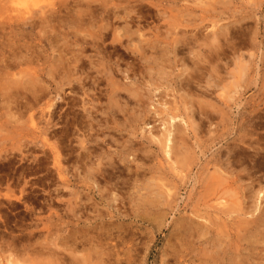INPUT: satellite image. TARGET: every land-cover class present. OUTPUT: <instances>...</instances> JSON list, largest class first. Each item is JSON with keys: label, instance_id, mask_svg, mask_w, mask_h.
Returning <instances> with one entry per match:
<instances>
[{"label": "rangeland", "instance_id": "obj_1", "mask_svg": "<svg viewBox=\"0 0 264 264\" xmlns=\"http://www.w3.org/2000/svg\"><path fill=\"white\" fill-rule=\"evenodd\" d=\"M15 1L44 23L12 31L0 11L3 256L13 252L20 264H203L223 248L231 259L248 256L251 248L239 253L230 234L258 188L264 195V0ZM103 2L120 14L103 17ZM214 23L225 31L219 51ZM177 31L192 39L198 31L194 54L180 44L175 51ZM12 56L20 66L13 70L4 67ZM165 128L172 160L156 138ZM227 185L229 214L213 201ZM206 217L205 236L198 223ZM261 241L252 252L263 250Z\"/></svg>", "mask_w": 264, "mask_h": 264}, {"label": "bare ground", "instance_id": "obj_2", "mask_svg": "<svg viewBox=\"0 0 264 264\" xmlns=\"http://www.w3.org/2000/svg\"><path fill=\"white\" fill-rule=\"evenodd\" d=\"M21 1V0H20ZM142 1V0H141ZM146 1V0H145ZM144 1V2H145ZM152 1V0H151ZM155 1V0H154ZM154 1H153V3H154ZM158 1V0H157ZM128 3V5H129V3H131V0H128L127 1ZM143 2V1H142ZM156 2V1H155ZM8 3H9V0H0V11L1 12H3V13H5V14H7L8 13V16L6 17V26H8L10 29H12V31L13 30H19V31H26V30H30V31H32V30H35V28L38 26V25H42L44 22H43V20L41 19L40 20V23L36 20V19H32L33 17H26L27 15H29L30 16V14H31V7H29L30 5H28V3L26 2V4L24 3V7H22L21 8V3L20 2H17V1H15V0H13V1H10V4L8 5ZM125 3H126V1H125ZM149 4V3H148ZM161 6H162V4H160ZM90 3L87 5V8L89 9L90 8ZM101 6V5H100ZM133 6V5H132ZM141 6H142V4H141ZM157 6V5H156ZM160 6V7H161ZM119 9V7L116 5V4H114L113 6H111V5H109V4H107V3H104L103 2V4H102V6H101V15H103V17H104V15H105V17H107L108 19H113V18H115V17H117V14H120V13H118L116 10L117 9ZM127 8H129V6L127 7ZM165 8H166V6H165ZM164 8V10L166 11V9ZM191 8V7H190ZM129 9H132L131 7L129 8ZM172 8H170V10H171ZM125 10H128V9H125ZM186 10H189L188 9V7H186ZM132 11V10H131ZM89 12L90 13H93V15L95 14V9L92 11V9L91 10H89ZM127 13V12H126ZM130 12H128V14H129ZM166 13V12H165ZM169 14H170V16H169V18L171 19V20H173V21H175L176 20V18H177V16L175 15V16H173L172 15V12L171 11H169L168 12ZM167 13V14H168ZM2 14V13H1ZM32 15V14H31ZM125 16V15H124ZM3 17V16H2ZM34 17H36V16H34ZM179 17V16H178ZM106 18V19H107ZM0 19H1V17H0ZM3 19V18H2ZM107 19V20H108ZM47 20V19H46ZM73 20V19H72ZM76 20L79 22V20L81 21V18L80 17H77L76 18ZM83 20V19H82ZM91 20V19H90ZM76 21V22H77ZM91 21H93V20H91ZM173 21L171 22H168V26H173V27H175V24L173 23ZM177 21H178V19H177ZM20 22H23V23H20ZM73 22V21H72ZM3 23V22H2ZM74 23V22H73ZM5 24V23H4ZM3 24V25H4ZM77 24V23H76ZM217 23H214V24H212V28H215L216 30H215V32H214V35H213V38H211V39H214V40H216L217 42H218V45L216 46V48H217V51H219L218 50V48L221 46L220 45V42H221V37L224 35V30L222 29L223 28V26H220L219 28H216L217 27V25H216ZM0 25H1V22H0ZM3 27V26H2ZM83 27V26H82ZM7 28V27H6ZM38 28V27H37ZM80 28H81V26H80ZM100 28H102V26H100ZM176 28V27H175ZM225 28H227V27H225ZM4 29V28H3ZM2 29V30H3ZM9 29V30H10ZM103 29V28H102ZM8 30V29H7ZM105 30V29H104ZM1 31V30H0ZM5 31V30H4ZM11 31V30H10ZM229 31V30H228ZM102 32V31H101ZM96 33V32H95ZM175 34V36H176V38H173L174 40H173V43L175 44V51L177 50V45H181V47L182 48H189V46L192 44L193 45V43L195 44V45H193L194 47L196 46V44L198 43V31L195 33V35H193V39L192 38H190V36H188V34H187V32H181V31H177V33H174ZM78 35V34H77ZM98 35V34H97ZM116 35V34H115ZM124 35V34H123ZM225 35H228V34H225ZM92 36H94V37H96V35L95 34H93L92 33ZM101 36V35H100ZM117 36V35H116ZM157 36V35H156ZM209 37H211V35L209 36ZM75 38H77V37H75ZM101 38V37H100ZM116 38V37H115ZM54 39V38H53ZM81 39H83L84 40V38H81ZM79 40V41H83V40ZM85 39H86V37H85ZM97 39H98V37H97ZM51 39H49V41H50ZM90 40V39H89ZM118 40V39H117ZM191 40V41H190ZM94 41V40H93ZM87 42V41H83V42H81L83 45H86V44H92L94 47L96 46V44H97V42L95 43V42ZM193 41V42H192ZM210 41V40H209ZM213 40H211V42H212ZM215 41V42H216ZM128 42V41H127ZM214 42H212L211 44H213ZM223 43H224V41H223ZM77 44V43H76ZM222 44V43H221ZM198 45V44H197ZM214 45V44H213ZM149 46H151V45H149ZM203 46V45H202ZM204 46H206V44L204 45ZM208 46V45H207ZM197 47V46H196ZM174 48V47H173ZM198 48V47H197ZM180 47H178V50L177 51H180ZM206 49V48H205ZM214 50V49H213ZM189 53L190 54H194V48H189ZM203 51V50H202ZM212 51V50H211ZM1 52V51H0ZM83 52V51H82ZM197 52H198V49H197ZM213 53V52H212ZM4 54V53H3ZM219 54H222V53H219ZM219 54H216V55H219ZM3 56V55H2ZM220 56V55H219ZM218 56V57H219ZM14 56H12V58H11V62H10V60L8 61L7 60V62L5 63L6 65H4V67H6L7 69L8 68H11L12 70H13V68H16L17 66H19V59H17V58H13ZM137 57V56H136ZM221 57V56H220ZM6 58V57H5ZM8 58V57H7ZM9 58H10V56H9ZM1 59V58H0ZM206 59V58H205ZM4 61H6L5 59H4ZM3 61V62H4ZM74 61V60H73ZM82 61V60H81ZM75 62V61H74ZM77 63V62H76ZM76 63H74V64H76ZM210 63V62H209ZM59 64V63H58ZM197 64V63H196ZM78 66V65H77ZM20 67V66H19ZM19 67H18V69H16V70H19ZM195 67H197V66H195ZM243 67H245V66H243ZM242 66H241V68H243ZM84 68V67H83ZM55 69H57V68H55ZM59 69V68H58ZM195 69V68H194ZM243 69H245V68H243ZM246 69H247V67H246ZM245 69V70H246ZM21 70H23V71H25V69H20L19 71H17L19 74L18 75H20L21 74ZM84 70V69H83ZM198 70H199V68H198ZM22 71V72H23ZM36 71V70H35ZM55 71V70H54ZM59 71V70H58ZM73 71V70H72ZM195 71V70H194ZM27 72V71H26ZM33 72V71H32ZM62 72H64V71H62ZM195 72H197V71H195ZM243 73H246V72H244L243 71ZM15 74V73H14ZM24 74V72L22 73V75ZM13 75V74H12ZM16 75V74H15ZM25 75V74H24ZM31 75V74H30ZM67 75L69 76V74H68V72H67ZM32 76V75H31ZM62 77V76H61ZM70 77H72V75L70 74V76H69V78ZM31 78V77H30ZM33 78V77H32ZM60 78V77H59ZM74 78V77H73ZM72 78V79H73ZM37 79V78H36ZM35 79V80H36ZM189 79H191V78H189ZM35 80H34V82H35ZM67 80V79H66ZM32 81V80H31ZM56 81V80H55ZM60 81V83H58V84H56L55 86V90L56 91H59L60 89H61V86H62V84H63V81L62 80H59ZM70 81V80H69ZM28 83H29V80H28ZM35 83H37V85H40L39 83H41V81H38V82H35ZM72 83V82H71ZM78 83V82H77ZM74 84V83H73ZM76 84V83H75ZM184 83H182V85H183ZM185 84H186V86H188L189 88L190 87H192V85H191V83L190 82H187V80H185ZM184 84V85H185ZM197 84V83H196ZM30 85V84H29ZM31 86H34V85H31ZM42 86V85H41ZM80 86H81V84H80ZM79 86V84L77 85H74V87H73V90H74V88L76 89V90H83L84 89V87H80ZM30 87V86H29ZM34 87H36V90L38 89L37 88V86L35 85ZM33 87V89H35ZM54 87V86H53ZM183 87V86H182ZM31 88V87H30ZM42 88V87H41ZM40 88V86H39V89H41ZM79 88V89H78ZM224 90H225V87H222ZM17 89V88H16ZM15 89V91H17V90H21L20 88L19 89H17L16 90ZM32 89V88H31ZM62 90V89H61ZM75 90V91H76ZM55 91V92H56ZM35 92V90L33 91V93ZM224 92V91H223ZM60 93H61V91H60ZM59 93V94H60ZM79 93H82V92H79ZM224 94V93H223ZM49 96V95H48ZM85 96V95H84ZM113 96H114V94H113ZM225 96H227V95H225ZM7 97V96H6ZM9 98H10V96H9ZM41 98H43V95L41 96V95H38V96H36V97H34V102H38V101H40L41 100ZM64 98V97H63ZM228 99L230 98L231 99V97H227ZM93 99V98H92ZM65 100V99H64ZM74 101V100H73ZM84 101V100H83ZM89 101V100H88ZM95 101H96V98H95ZM51 102V101H50ZM49 102V103H50ZM82 103H84V102H82ZM28 104V103H27ZM67 105V104H66ZM23 106V105H22ZM48 106V105H47ZM83 106H84V104H83ZM27 107H30V106H27ZM51 107V105H49L48 106V108H50ZM44 108V107H43ZM71 108V107H70ZM81 108V107H80ZM85 108H86V106H85ZM43 110V109H42ZM87 110V109H86ZM53 111V110H52ZM88 111V110H87ZM42 112H44V111H42ZM41 112V113H42ZM83 113V112H82ZM53 115V114H52ZM55 115V114H54ZM68 115V114H67ZM81 116H83V115H81ZM79 117V116H78ZM84 117V116H83ZM176 117V116H175ZM175 117H173L172 118V121L174 122L175 121ZM85 118V117H84ZM83 119V118H82ZM80 122V121H79ZM78 122V123H79ZM82 124V123H81ZM88 124V123H87ZM79 126H80V124H79ZM174 127H176L175 126V124H174ZM86 128V127H85ZM79 129H81V127L79 128ZM82 129H84V128H82ZM82 129H81V131H82ZM54 132V131H53ZM79 132V131H78ZM77 132V133H78ZM83 133V132H82ZM78 136H79V133H78ZM80 136H82V134L80 135ZM86 136V135H85ZM171 136H172V130L171 129H168V128H165V130H164V133L161 135V136H154V137H156L158 140H159V142L161 143V145H163V148H164V150H165V153H166V155L169 157V159L170 160H172L171 159V157H172V155L173 154H171V151H172V138H171ZM174 137H176V136H174ZM79 138V137H78ZM82 138V137H81ZM80 138V140H82ZM86 138V137H85ZM88 138H90V137H88ZM83 141V140H82ZM82 141H78L80 144H81V142ZM84 144H85V142H84ZM82 146V145H81ZM176 148V147H175ZM58 149V148H57ZM63 149V148H62ZM83 149V148H82ZM84 149H85V147H84ZM88 149V148H87ZM67 150V149H66ZM173 150H175V149H173ZM240 151V150H239ZM65 152V151H64ZM53 153V152H52ZM61 153V152H60ZM90 153V152H89ZM175 153H177V152H175ZM66 154V153H65ZM235 154V153H234ZM89 155V154H88ZM229 155H231V154H229ZM236 155V154H235ZM243 155V154H242ZM174 156V155H173ZM240 156V155H239ZM59 155H56L55 156V158H54V165L58 168V170H59V172H60V165H61V161H60V159H59ZM82 157V156H81ZM86 157H88V156H86ZM235 157V156H234ZM233 157V158H234ZM90 158V157H89ZM91 159V158H90ZM231 159V158H230ZM241 159V158H240ZM84 160H85V158H84ZM85 162V161H84ZM236 162H237V160H236ZM235 162V163H236ZM240 162V161H239ZM243 163V162H242ZM222 164H224V163H222ZM243 165V164H242ZM229 164H228V162H227V164L225 165H223V166H221V167H219V175L221 176L219 179V181H223V180H225V177H223V176H226L224 173H227V171H229V169H231V172H232V168H229ZM229 168V169H228ZM62 170V169H61ZM218 170V169H217ZM216 171V170H215ZM243 171V170H242ZM229 174V173H228ZM63 175V174H62ZM214 175V174H213ZM234 175V174H233ZM61 177V176H60ZM211 177V176H210ZM234 177V176H233ZM215 178V177H214ZM223 178V179H222ZM210 179V178H209ZM217 179V178H216ZM240 179V178H239ZM62 180V179H61ZM241 180V179H240ZM65 181H66V179H65ZM211 181H212V178H211ZM211 181H209L210 182V184H212L213 186H214V183L213 182H211ZM217 181V180H216ZM215 181V182H216ZM223 184H224V181H223ZM216 185H217V183H216ZM233 185V184H232ZM259 185H260V183H259ZM218 186H221L220 184H218ZM232 186L230 185L229 187H228V185H227V187H225L223 190H221V191H218V192H216L215 191V189H214V191H215V194H214V192L213 191H211L210 193H211V196L213 197L214 195V198H213V201H216L217 202V207H218V205H219V207H220V209H221V207L222 208H227V212H225L226 211V209H225V211H223L224 213H227V214H229L230 212L232 213V211L231 210H228L229 209V204H228V200L227 199H225V195L230 191V188H231ZM234 187V186H233ZM232 187V188H233ZM248 187V186H247ZM169 189V188H168ZM250 189V188H249ZM236 190V189H235ZM241 191V190H240ZM254 191V190H253ZM258 192L259 191H261V189L259 190V188H258V190H257ZM167 192V191H166ZM171 192V190H169V192H167V193H170ZM212 192H213V194L214 195H212ZM257 192V193H258ZM154 193V192H153ZM156 193V192H155ZM256 193V196H258L257 197V202L255 201L254 202V204L256 203V205L255 206H252L253 208H251L250 210H248L246 213H244L245 214V218L246 219H244V217H243V220H241V222H240V226H237V229H236V231H235V233L234 234H230L231 236V241L233 242V246H234V248H235V250L236 251H239V253H240V251L242 250V248H244V250H245V248H251V252H250V254L247 256V254L244 256V257H239V260L238 259H231V257L230 258H228L227 257V254L228 253H230V251H232L233 252V250H228V249H225V248H221L222 246H219L218 244H217V242H214V241H212L211 239L210 240H208V238L206 239V241H209L210 243L209 244H211L212 245V248H213V251H215L216 249L215 248H221L222 250L218 253V252H215V253H218V254H220L221 255V258H216V257H211L210 259H208V260H205V262H206V264H209V263H213V264H264V247H263V250H261L259 253H257V252H252V247H254L255 249H257L258 248V243H260V239H264V219H261L262 218V211H261V208H262V203H261V198H263L264 197V195H262L261 194V192H259L258 194ZM262 193H263V189H262ZM250 194V193H249ZM253 194V193H252ZM264 194V193H263ZM5 196V195H4ZM255 196V195H254ZM245 197H246V195H245ZM227 198V197H226ZM250 198H252V197H250ZM215 199V200H214ZM245 199V198H244ZM252 199H254V197L252 198ZM242 202L244 203V201H242V200H240V199H236V203H237V205H243L242 204ZM252 203V202H251ZM234 204V203H233ZM251 205H253V204H251ZM248 206V205H247ZM233 207V206H232ZM217 210H219L218 208H217ZM234 210V209H233ZM221 212V211H220ZM196 216V215H195ZM218 216V215H217ZM197 217V216H196ZM201 217H203V216H201ZM201 217H199V214H198V218H201ZM230 219V218H229ZM260 219V220H259ZM200 220V219H199ZM202 220H204V217L203 218H201V221ZM195 221V220H194ZM199 222L198 223V227H200L199 229H203V230H205V232H203V230H202V233H203V235L205 234V236L207 235V233H210L211 232V224H212V221H211V219H208L207 217H206V219H205V223H202V222ZM207 223H209V225L207 224ZM187 226V225H186ZM213 229V228H212ZM183 230V229H182ZM213 232H214V230H212ZM217 231H219V230H217ZM185 232V231H184ZM201 233V232H200ZM220 233H221V231H220ZM219 233V234H220ZM199 234V233H198ZM228 233H226V235H227ZM228 236V235H227ZM183 237V236H182ZM229 237V236H228ZM258 237H260V239H257ZM199 239H201V236L200 237H198ZM202 238L204 239V237L202 236ZM212 238V237H211ZM220 238V237H219ZM216 239V238H215ZM221 239V238H220ZM220 239H218V237H217V240L218 241H220ZM263 241V242H262ZM261 242L262 243H264V240H262ZM222 242V241H221ZM224 242V241H223ZM246 243H248V244H246ZM228 244V243H227ZM77 245V244H76ZM225 245V244H224ZM231 245V246H232ZM3 246V245H2ZM264 246V245H263ZM6 247V249H8L7 248V246H5ZM21 247V246H20ZM2 248V247H1ZM10 248V247H9ZM174 248V247H173ZM4 249L5 248H3V251H4ZM12 249V248H11ZM211 249V248H210ZM172 250V249H171ZM219 250V249H218ZM1 251L2 250H0V264H20V262H19V260L13 255L14 253L13 252H10V255L9 256H5V255H7V254H4V256H3V253H6V251L5 252H2L1 253ZM8 251H10V250H8ZM8 251H7V253H8ZM13 251V250H12ZM18 251V250H17ZM24 251V250H23ZM212 253V252H211ZM242 253V252H241ZM217 254V255H218ZM233 254V253H232ZM211 255V254H210ZM229 256V255H228ZM3 257H5V259L3 258ZM7 257V258H6ZM23 257V256H22ZM182 258H186V257H184V256H181ZM238 257V256H237ZM21 258V257H20ZM63 258V257H62ZM72 258V257H71ZM208 258V257H207ZM175 259V258H174ZM178 261V260H177ZM74 262H76V260L74 261ZM85 261H80V260H78V264H83ZM205 262L203 263V264H205ZM76 264V263H75Z\"/></svg>", "mask_w": 264, "mask_h": 264}]
</instances>
